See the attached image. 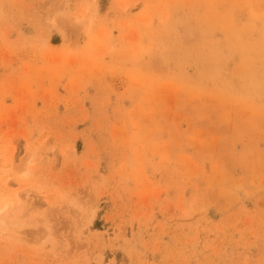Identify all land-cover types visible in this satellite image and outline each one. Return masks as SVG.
Wrapping results in <instances>:
<instances>
[{"label":"rangeland","instance_id":"rangeland-1","mask_svg":"<svg viewBox=\"0 0 264 264\" xmlns=\"http://www.w3.org/2000/svg\"><path fill=\"white\" fill-rule=\"evenodd\" d=\"M0 264H264V0H0Z\"/></svg>","mask_w":264,"mask_h":264}]
</instances>
